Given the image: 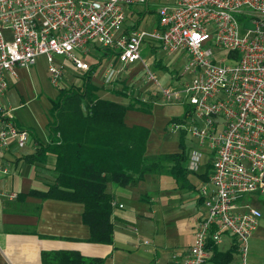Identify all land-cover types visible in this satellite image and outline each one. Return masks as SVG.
Returning a JSON list of instances; mask_svg holds the SVG:
<instances>
[{"label": "built area", "instance_id": "1", "mask_svg": "<svg viewBox=\"0 0 264 264\" xmlns=\"http://www.w3.org/2000/svg\"><path fill=\"white\" fill-rule=\"evenodd\" d=\"M144 2L0 0V152L29 138L1 102L17 67L41 55L48 82L58 87L65 85L63 64L54 55L81 73L89 48L110 47L104 83H112L124 65L140 62L159 95L187 106L183 120L170 127L211 151L207 183L197 187L204 211L192 226L191 244L173 264H205L207 239L217 243L224 233L235 244L237 264H248L247 240L261 211L245 195L264 193V0H173L156 7L150 28L128 27L136 17L131 6ZM145 41L159 43L165 54L181 52L185 61L177 76H185L162 84L151 70L152 55H140ZM7 171L0 167V175Z\"/></svg>", "mask_w": 264, "mask_h": 264}, {"label": "crops", "instance_id": "2", "mask_svg": "<svg viewBox=\"0 0 264 264\" xmlns=\"http://www.w3.org/2000/svg\"><path fill=\"white\" fill-rule=\"evenodd\" d=\"M152 45H157V42L150 41L147 46L141 45L140 50L146 48L150 55L152 53L155 55L158 49L163 50L158 47L152 52ZM60 62L65 69L71 70L70 74L76 73L67 60ZM135 64L141 65L140 62L134 61L123 67H133ZM179 74L180 72L175 74V78L169 76L167 83L177 81ZM16 75V80L11 82L2 96L9 88L16 87L21 81L25 82L27 92L31 93L30 98L37 97L41 87L34 65L17 67ZM45 76L47 79L46 62ZM74 80L72 82L76 83L75 77ZM106 87L113 85L106 84L102 89H98V96L117 102L127 101L126 97L116 95ZM148 87L151 88V85ZM55 93L56 90L47 97L48 103L49 98ZM4 100L7 101L8 98L5 97ZM4 100L2 99V104ZM144 100L150 99L144 98ZM149 102L151 107L148 112L127 110L124 121L128 124H143L148 128L145 154L172 152L166 150L169 142L166 133L172 134L170 118L183 113L184 105L178 101H167L162 96L154 97ZM23 103L25 101L20 96L18 105ZM9 107L13 119L19 126L31 128L38 139L45 140L44 124L47 120V110L44 114H35L34 118L19 119L12 112L13 107ZM163 123L169 125L166 132L162 130ZM176 131L179 136L181 131ZM33 143L34 141L29 137L24 145L16 146L11 142L0 152V167L5 166L8 169L7 173L0 175V264H62L58 262V255L55 254L59 251L75 252L83 257L101 258V264H173L187 250L192 242L194 221L204 211L197 187L201 182L207 183L211 168L208 167L211 163V153H208L210 155L203 161L199 160V156L196 159L199 152L189 154L185 164L192 170L187 171L185 182L181 184L166 173H146L141 179L126 185L106 182L105 189L112 196L111 241L98 243L86 239L87 227L80 219L81 203L24 194L29 189L44 190L53 179L52 154H47L44 162H28L22 159L23 155L32 151ZM198 145L208 150L207 146ZM23 146H26V149L22 151ZM178 150L177 147L173 151ZM190 159H193L194 167L190 166ZM18 193L22 195L17 196ZM254 205L258 207L257 204ZM258 208L261 216L250 234L251 236L256 232L249 240L250 252L248 259L246 258L248 264H264L261 256L256 257L254 254L257 234L259 238L261 237L257 245H264V236L260 235L261 231L264 232L262 217L264 208L263 206ZM232 242L231 236L224 233L216 245L218 249L224 250ZM220 243L224 244L222 248L219 247ZM42 253H45L43 259ZM262 259L264 260V256ZM237 262L238 259H232L227 264H237Z\"/></svg>", "mask_w": 264, "mask_h": 264}, {"label": "trees", "instance_id": "3", "mask_svg": "<svg viewBox=\"0 0 264 264\" xmlns=\"http://www.w3.org/2000/svg\"><path fill=\"white\" fill-rule=\"evenodd\" d=\"M146 11V6L136 10L137 15L133 21H128V27H135L141 14ZM158 47L159 43L152 45L151 51L154 52ZM92 48L97 56L80 73L79 82L56 87L55 95L49 98L44 141L38 139L31 128L14 122L24 128L34 141L32 151L23 155V160L44 162L47 154L54 156L52 182L44 190L29 189L24 194L81 203L80 219L87 227L86 239L109 243L112 196L105 189L106 182L126 185L141 179L146 173H166L181 184L185 182L187 171L192 168L189 169L185 164L187 153L181 142L182 131L178 136V151L145 154L148 128L139 123H126L124 115L127 110L148 112L151 103L128 95L124 84L119 89L114 85L106 88L116 95L126 97V102L98 96L97 90L103 86L96 83L92 76L98 65L108 59L114 50L99 45H93ZM151 66L155 69L165 67L158 56H153ZM116 80L121 81L118 77ZM186 107L184 105V109ZM183 117L181 113L172 116L170 120L182 121ZM210 166L211 163L208 164ZM259 203L264 204L261 198ZM206 248L210 250V255L205 264H227L236 252L234 242L221 250L211 238L207 239ZM55 254L62 264L102 263L101 258L83 257L75 252L59 251Z\"/></svg>", "mask_w": 264, "mask_h": 264}, {"label": "rangeland", "instance_id": "4", "mask_svg": "<svg viewBox=\"0 0 264 264\" xmlns=\"http://www.w3.org/2000/svg\"><path fill=\"white\" fill-rule=\"evenodd\" d=\"M172 1L173 0H148L147 3H145V4H142V3L133 4L131 6V8L135 11L141 10L142 8H144V6L147 7V11L144 12L143 14H141L139 20L137 21L136 26L138 28H144V29H148L151 26H153L156 22V9H157L156 7L159 6L160 4L171 3ZM135 14L137 15V12H135ZM148 42L149 41H145V42H143L142 45L147 46ZM89 49L85 52V54H83V58L86 61H88V63H92L95 61L97 54L93 48H91L90 50ZM154 54L156 56H159L162 59V63L165 65L164 68H159V69H155V68L151 67V70L155 73L157 79H159V80L161 79L160 82L162 84H166L168 82V80L170 79L169 76L175 78V74H178L179 72H181L182 65L185 61V56H183V54L181 52H178V53L176 52L173 54H167L166 55L163 53V50L158 49ZM140 55L142 58L147 59L148 55H150V52L145 48V50H142V51L140 50ZM151 55H152V57L155 56V55H153V53ZM53 57L55 59H58L59 61L61 60L62 62L66 61V59H64L61 56L54 55ZM34 62L35 63H33V65L35 67V71H37V74L39 76L38 82L40 83V87H41V91H39L38 96L35 98H30L31 93L27 92V90L25 88V82L20 81V82H18V85L16 87L9 88L8 91L5 93V95L1 97V101H2V99L4 100L5 97L8 98L7 101L4 100L3 104L5 106L13 107L12 112H14V114L17 115V117L19 119H21V118L30 119L31 117L34 118L35 114L36 115H38L39 113L44 114L46 112L48 104H49L47 97L51 96L53 94V92L56 90V87L52 86L49 82H47V79L45 76V61H44L43 57L37 56L35 58ZM103 63H104V61L101 62L100 65H98V68L95 70L92 77H94L93 80L98 82V84L105 86L107 83L106 84L104 83L103 77L101 75ZM115 67H117V65H115ZM70 71L71 70H67L63 67L62 83L65 85L72 83V81H75L74 77L76 78V83L79 82V78H78L79 76H76V74L80 75V72L75 71L76 72L75 74H70L71 73ZM117 77L121 81H118V80L113 81L112 85H114L117 89L121 88L122 84L126 85L127 88L125 91L128 95H133L139 99H141V98L150 99L149 101H152V99L154 97L157 98V97L161 96V95L157 94L158 93L157 90L154 89L152 87L151 83L145 78L144 70L142 69L141 65H139V64L138 65L135 64V66H133V67L132 66L121 67V69L115 75V78H117ZM179 77H181V76H179ZM165 78H167V80ZM27 79H28V77H27ZM149 85H151V88L148 87ZM20 96L25 101V103H23L22 105H18ZM158 100H160V99H158ZM158 105L159 104H157V106ZM168 126L169 125H166L165 123H163L162 124V130L164 132H166V130H168ZM172 131L175 133H173V132H172V134H170L169 132L166 133V135L169 137V142L167 143V149L166 150H170V151H173V150L177 149V147H178L177 146L178 132L176 130H173V129H172ZM180 131L183 132L181 134V142L183 143V147H184L186 153H188L187 158L189 157L190 153L199 152L196 159L199 156V160L203 161V159L206 156L210 155V154H208V153H211L209 151V149L206 150L202 146H199L196 139L193 136H191L187 131H183V130H180ZM25 149H26V146H23V148H21L22 151ZM192 167H194V166L192 165ZM245 197L247 199H249L251 203L257 204L258 207L263 206V208H264V204L259 203L260 198L264 202V193H253V194L251 193V194L245 195ZM262 217L264 218V213L262 214ZM257 229H260V228H257ZM254 233H256V232H254ZM261 234L264 236V232L261 231L260 235ZM252 235L251 236L249 235L248 240H247V253H246L247 259L249 257V252H250L249 240L252 237ZM258 236L259 235L257 234L256 240L254 243L255 244L254 254L256 255V257L261 256V260L264 263V260L262 259V256H264V245H262V246L257 245L259 243L260 238H261V237L259 238ZM223 245H224L223 243H220L219 247L222 248ZM238 258L239 257H238L237 252H234L232 254V259L234 260V259H238Z\"/></svg>", "mask_w": 264, "mask_h": 264}]
</instances>
